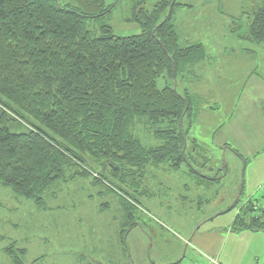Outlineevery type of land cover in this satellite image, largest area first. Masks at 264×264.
Wrapping results in <instances>:
<instances>
[{"label": "rangeland", "instance_id": "1", "mask_svg": "<svg viewBox=\"0 0 264 264\" xmlns=\"http://www.w3.org/2000/svg\"><path fill=\"white\" fill-rule=\"evenodd\" d=\"M103 1L110 13L83 22L92 37L104 26L118 37L138 35L132 9L150 12L161 0ZM176 2L182 7L172 23L181 46L234 48L228 62L211 58L196 66L195 77L180 71L157 80L159 89L169 84L191 98L185 160L177 169L150 166L124 184L91 164L107 183L92 176L58 182L42 207L0 187V264H10L2 238L26 249L25 264H264V232L231 229L247 202L264 205V48L258 59L244 53L242 61L235 50L262 0ZM249 68L258 69L257 82ZM134 133L145 148L160 145L142 125Z\"/></svg>", "mask_w": 264, "mask_h": 264}, {"label": "trees", "instance_id": "2", "mask_svg": "<svg viewBox=\"0 0 264 264\" xmlns=\"http://www.w3.org/2000/svg\"><path fill=\"white\" fill-rule=\"evenodd\" d=\"M69 1L75 9L56 0H0V187L37 207L58 182L92 176L107 183L91 164L108 168L121 184L143 178L150 166L177 169L193 116L187 93L157 87L159 78H173L202 53L200 43H178L172 19L181 4L133 8L138 35L118 37L104 26L92 37L83 22L111 7ZM251 15L244 38L264 45V0ZM140 125L159 146L141 145L134 133ZM231 229L264 232L260 205L247 202ZM1 241L9 243L1 252L10 264H25L26 249Z\"/></svg>", "mask_w": 264, "mask_h": 264}, {"label": "crops", "instance_id": "3", "mask_svg": "<svg viewBox=\"0 0 264 264\" xmlns=\"http://www.w3.org/2000/svg\"><path fill=\"white\" fill-rule=\"evenodd\" d=\"M251 19H252V15H251V17H248V24L246 26L247 28H246L245 33L243 35L239 34L238 37H237L238 39L234 35H231V37H233L234 39H237L236 40L237 46H236L235 50L239 54V57H237L238 61H242L243 60L244 53H247V54L251 55L252 59L256 60V59L259 58V55H258L259 50L262 49V47L264 48V45H258L256 43L249 42V41H247L244 38L246 36L247 30H248V26H249V24L251 22ZM232 33H235V31H232ZM243 43H245V44L243 45ZM211 47L213 48L214 45L211 44L210 46H208V45L205 46V45L202 44V53H201V56H200L199 60L195 61V62L187 63L185 65V67L182 69V71L187 72L188 75L192 74V76L195 77V73L197 72L195 67L198 66V65H201L204 61H206L208 59H211V58H213V59L217 58V59L220 60V62H228L232 58L231 56H233V53L230 52V50L234 49L233 47H228L227 48V47L223 46L222 49L221 48L216 49V47H214L216 50H218L220 52L219 54H218L217 51H212ZM248 49H250V50L248 51ZM229 52L231 53L230 55H229ZM261 59H264V58H259V61ZM257 68H255L256 71L258 70ZM249 69L253 70V71H250L248 73V77L249 78H252V77L255 78V82H257L259 80V78H260L259 75H257V73H256V71L254 69H251V68H249ZM255 89H256V87H255ZM186 93L189 95L188 92H186ZM224 146H225V144H224Z\"/></svg>", "mask_w": 264, "mask_h": 264}, {"label": "built area", "instance_id": "4", "mask_svg": "<svg viewBox=\"0 0 264 264\" xmlns=\"http://www.w3.org/2000/svg\"><path fill=\"white\" fill-rule=\"evenodd\" d=\"M260 208L262 209V211H264V205L260 206Z\"/></svg>", "mask_w": 264, "mask_h": 264}, {"label": "water", "instance_id": "5", "mask_svg": "<svg viewBox=\"0 0 264 264\" xmlns=\"http://www.w3.org/2000/svg\"><path fill=\"white\" fill-rule=\"evenodd\" d=\"M102 172H104V170H102Z\"/></svg>", "mask_w": 264, "mask_h": 264}]
</instances>
